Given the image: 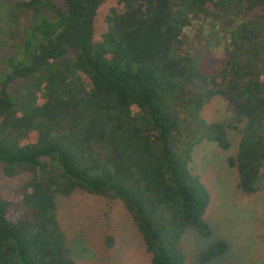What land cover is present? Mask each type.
<instances>
[{"label":"trees","instance_id":"1","mask_svg":"<svg viewBox=\"0 0 264 264\" xmlns=\"http://www.w3.org/2000/svg\"><path fill=\"white\" fill-rule=\"evenodd\" d=\"M56 1L18 2L31 18L0 81L1 170L31 172L17 202L0 198V264H76L54 213V195L75 189L119 200L150 264H183V232L210 234L208 193L188 167L193 146L225 150L235 130L226 163L236 188L251 194L264 177V0ZM204 31L219 68L199 64ZM216 97L239 130L201 118ZM226 246L209 245L199 261Z\"/></svg>","mask_w":264,"mask_h":264},{"label":"rangeland","instance_id":"2","mask_svg":"<svg viewBox=\"0 0 264 264\" xmlns=\"http://www.w3.org/2000/svg\"><path fill=\"white\" fill-rule=\"evenodd\" d=\"M19 1L0 0V17L3 15L0 20V81L6 59L13 56L16 49L15 56L20 57L21 46L14 51L11 46L18 42L21 28L31 18L30 11L19 9ZM51 1L58 4L56 0ZM12 8L15 12L21 11V16H16L17 24L11 21L14 20L10 16ZM184 32L189 39L187 42L191 43L196 35L194 25ZM207 33L203 32L198 54L204 70L219 68L222 56L221 51L213 47ZM23 55L29 59V54ZM16 89L21 91L20 88H9L12 98L18 96ZM200 116L205 122L228 121L237 130L241 126L235 124L232 107L218 97L204 104ZM226 136L230 146L225 150L202 139L190 153L188 167L208 193L203 220L210 234L201 237L191 229L183 232L179 239L183 264H264V177L251 194H244L236 188V171L228 167L226 160L236 152L239 133L230 130L226 131ZM30 177V171L7 177L0 166V198H13L17 202L19 187ZM54 213L65 246L76 264H150L141 237L119 200L75 189L67 195H54ZM14 215V212L9 213L7 218L11 220ZM217 241L226 243L225 251L208 261H199V254Z\"/></svg>","mask_w":264,"mask_h":264}]
</instances>
